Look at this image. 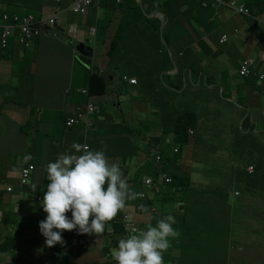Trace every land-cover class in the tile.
Masks as SVG:
<instances>
[{
	"label": "crops",
	"instance_id": "obj_1",
	"mask_svg": "<svg viewBox=\"0 0 264 264\" xmlns=\"http://www.w3.org/2000/svg\"><path fill=\"white\" fill-rule=\"evenodd\" d=\"M133 1L137 5L141 3L148 16L151 12L154 15L162 13L160 16L165 18L169 52L177 67L174 66V71L159 72L155 53L143 57L140 51L135 53L137 59L128 63L129 73L126 75L115 68L107 71L108 60L104 61L98 70L106 73L111 92L106 96L89 97L81 92L88 89V76L77 71V66L83 65L78 61L73 45H86L90 37L95 46L107 51L113 45V40L120 42L129 28L131 31L126 36L127 40H131L130 44L122 45H134L139 49L158 45L157 39L145 32L140 17L137 20L133 16ZM243 1L254 19L214 7L211 1L122 0L119 3L117 0H101L94 3L86 14H64L59 22L61 28L44 35L29 52L22 51L18 43L11 41L5 53L9 58H0V184L13 187V192L0 193V264H74L75 256L72 253L75 251L70 248L71 232L62 234L66 246L58 244L48 248L39 223L47 216L41 207L50 183L46 165L55 162L61 154H74V143L88 145L84 142V125L67 129L65 123L79 107L84 109L89 102L101 107V113L95 115L99 119L94 120L97 130L89 132V144L106 150L110 163L119 164L122 170L127 166L129 172L142 168L140 164L148 156V152L138 155L128 153L134 148V140L140 134L144 141L159 144L165 151L164 147L170 146L165 140L171 139L174 124L168 116L178 113L193 112L197 115L198 127L194 130L192 141L202 145L203 159L207 153L222 154L217 145L223 143L227 144V159L232 158L230 150L244 153L246 143L264 145V137H261L264 130L259 127H264V79H261L264 75V0ZM154 15L149 18L161 20ZM73 24L78 27L75 39L70 33ZM191 33H195V39H192ZM223 34L230 37L226 43L220 42ZM249 58L256 60L255 74L242 79L238 70L243 61ZM166 75L172 76L168 79L171 86L165 85ZM122 76L136 79L137 85L140 83V90L135 95L131 94L132 85L120 88ZM176 85L180 87L176 88ZM123 103L128 105L129 114L134 119L130 125L129 121L126 123L128 133L103 137L104 122L110 117L108 114L116 116L118 109L122 110ZM248 122L250 132L245 128ZM131 129L135 132H131ZM253 129L257 132L251 134ZM159 133L161 135L157 136ZM122 143L128 151L123 152ZM187 151L189 154L190 146ZM173 152L174 149L169 157H174ZM248 152L253 153L251 149ZM133 156L137 157V163L129 162ZM187 156L178 161L180 171L187 172L183 169L185 164H191L192 168ZM28 164L35 165L36 173L29 184L22 185L19 183V173ZM153 165L152 159L147 161V176H154V171L158 169V166L152 168ZM200 170H206L205 164ZM249 170L250 176L256 175V167L254 173ZM191 171L192 182L186 189L195 194L194 200H189V203L176 196L175 187L164 186L165 195H159L152 205L144 204L143 210L137 211L139 200L136 198L127 200L123 211L133 214L145 228L149 224L155 226L163 218L162 208L179 218L175 219L177 223L173 227L177 226L181 234L171 241L174 246L164 254L168 257L167 264H177V257L183 249L187 257L183 264H189L191 257L199 258L202 253H207L205 245L203 252L195 250L200 244L196 237L188 235L192 225L203 223L195 222L194 218L210 217L218 222L215 207L211 210L205 197L212 198L217 204L220 196L215 193L220 192L223 186L208 189L211 185L206 183L198 187L194 184ZM137 188L138 185L129 186L130 191L135 193ZM168 189L169 194L166 193ZM227 196L230 197V193ZM245 201L247 203L248 198ZM242 207L239 206L238 214L233 209L230 232L248 229V224L253 226L262 222L261 227L264 225V215L258 210H252L250 216L245 210L242 218ZM67 215L69 217V213ZM117 217L120 219L121 213ZM141 230L144 229L141 227ZM111 238V233L107 234L106 231L80 239L87 251L75 262L104 263L103 248L110 246ZM252 242L248 238L243 240V245L234 243L242 252ZM261 249H264L263 241L256 252L259 253ZM54 251V258L46 261Z\"/></svg>",
	"mask_w": 264,
	"mask_h": 264
},
{
	"label": "clouds",
	"instance_id": "obj_2",
	"mask_svg": "<svg viewBox=\"0 0 264 264\" xmlns=\"http://www.w3.org/2000/svg\"><path fill=\"white\" fill-rule=\"evenodd\" d=\"M75 1L76 0H30L28 1V6L24 8V10H26V14L21 16L18 14H5L8 16V20L5 22L3 18L2 21L4 23L0 24L2 26L11 27L10 29L12 33L17 32L19 34V40L9 37L7 45L9 46L11 41H15L19 44L22 51L29 52L44 35L61 28L59 26V22L61 21V18L64 14L71 12L81 15L86 14L88 9L94 3H98L101 0H94L93 3L87 7L85 13L75 12ZM194 1L198 3L211 1L214 7L225 8L229 11L237 13L232 8L219 5L218 0ZM239 1L246 6V3L243 0ZM31 2L35 3V7L41 8V12L38 13L36 11L37 8H31L29 6ZM117 2L120 3L122 0H117ZM141 9L143 10V6ZM161 14L162 13H160V15ZM237 14L254 19V15H252L250 10L248 14ZM153 15L154 14L152 12L149 14V16ZM160 15L157 17L161 18ZM23 27L27 28L32 33L29 47H26L25 44L21 43ZM164 29L163 32H161L162 42L163 40L165 41L163 38ZM0 30L4 32V28H1ZM76 31H78L77 25H71L70 33L73 39L76 38ZM91 32L94 33V29H92ZM229 40L230 37L227 34H223L220 37L221 43H226ZM163 44L167 47L169 52L167 42L165 41ZM78 45L76 44V47ZM85 47L90 48L87 45H85ZM90 49L92 50L93 56L91 58L82 57L81 60H79V55L75 48V52L77 53L76 57L84 68L92 65L90 61L92 62V59L94 58V50L93 48ZM109 49L110 47L106 51L107 54ZM254 61L255 64L253 66L252 73L248 77H241L239 74L242 79L249 78L255 74L254 70L257 63L256 60ZM242 64L240 65V68ZM86 70L88 74L89 72H93L87 68ZM99 73L101 72L99 71ZM125 77L134 79L128 76H123L122 80L128 84L131 83L125 81ZM261 79H264V75L261 76ZM137 83L138 81L131 85H136ZM81 92L88 95L89 97H92L88 89L81 90ZM89 105H92L95 108V110L91 113H89L88 110ZM99 113H101V107L96 106L92 102H89L84 109L79 107L75 115L67 119L65 125L67 129L84 125L86 130L84 134V142L88 145L74 143L72 145V148L75 150L74 154H61L58 156L55 162H49L46 165L47 180L50 181V183L47 185V190L45 191L41 207L47 216L45 220H42L39 223L40 232L45 237V244L48 248L55 247L58 244L61 246H66V242L63 240L62 234L67 231L71 232V242L75 245V242L73 241V231L77 229L79 230V238L78 241H76V244L80 239H84L85 237L87 238L89 235L95 234L97 236L98 234H103L106 231L107 234L111 233L112 237L114 238L117 235L113 233V224L121 222L124 227L125 234L122 236H117L122 239L119 240L117 247H113L110 250V255L117 262V264H165L164 254L171 247V241L173 239H177L181 234L178 229L173 227V225L177 223L174 216H164L157 221L155 226L149 224L146 230H140L138 227L139 230L134 229L132 232L130 228L132 224L125 219V216H128L134 225L136 219L134 218L133 214L123 212L126 208V201L134 200L136 198L139 200V203L142 202V204L138 203L136 210L142 211L144 207L141 208V205L144 206V204H147L146 201H153L157 193H159V190L156 191L155 187H158L159 189L161 185L167 183L165 177L169 176V174L163 171L160 172L162 170L161 166L164 163L161 146L156 143L144 141L139 134L141 142L138 146H134L131 153L138 155L141 153L142 146L152 147V149L149 150L150 152L148 151L147 153V158L142 164H140V166L142 169L145 168L147 161L152 159L154 161L152 168L158 166L157 171L160 173L158 177H155V170L154 176H146L145 178H141L138 175L139 178L136 180L135 176L137 174L134 171H130L126 176H123L120 165L117 163H110L105 150L89 144V132L94 129L97 130L94 120L99 119V116H95ZM80 115H82V117H80ZM93 116H95L94 119H92ZM189 133L193 135L194 130H189ZM165 142L166 144L171 145L169 138H167ZM176 149L178 152L180 146H176L174 148V155L177 153L175 151ZM158 153L161 156L160 161H157L156 159ZM30 166H33L34 170L32 171L28 181L26 183H22V171L23 169ZM249 167L251 168L249 171L254 173L255 166L251 165ZM35 171L36 167L34 164H28L23 167L19 173L20 183L22 185L29 184ZM148 179H151L153 184L147 183ZM1 184L3 186L0 188V193L13 192L12 186L7 185L6 183ZM132 184L136 186L138 185V191L136 193L130 191L129 189V186ZM8 188H11L12 191H8ZM140 195L144 196L141 197ZM236 195L240 196V193L237 192ZM144 211H147V209H144ZM154 211L155 209L153 212ZM68 213L69 217L67 215ZM120 213L121 217L118 219L117 216ZM113 238L110 239V244H113ZM107 259L108 257L104 253V262H106ZM73 261L74 264H77V262H75L76 257ZM88 263L94 264L91 261H87L84 264Z\"/></svg>",
	"mask_w": 264,
	"mask_h": 264
},
{
	"label": "rangeland",
	"instance_id": "obj_3",
	"mask_svg": "<svg viewBox=\"0 0 264 264\" xmlns=\"http://www.w3.org/2000/svg\"><path fill=\"white\" fill-rule=\"evenodd\" d=\"M100 14H104V12H100ZM70 15H76V13L71 12ZM250 19V18H248ZM99 24H103L102 21H98ZM253 22V21H251ZM0 23L3 24L4 22L0 20ZM191 30V29H190ZM192 34V39H195V33ZM13 38L15 40H19V34L17 32H0V38ZM87 40H89V43L87 42L86 45L90 48H93L94 50V58L92 59V65L86 67L87 69L91 71H98V67L103 64L104 61L108 60V54L106 53L105 48H99L95 46L94 41L92 38L88 37ZM79 61V60H78ZM77 61V63H78ZM80 62V61H79ZM77 71L80 70V72L86 76H88L87 70L84 67L77 66ZM85 76V80L86 77ZM84 80V81H85ZM255 101V100H254ZM1 106V105H0ZM127 104H122V110L117 111L116 116L110 115L108 120L104 122L105 129L102 132V136L105 138H108L110 136H115L117 134H124L128 133L127 125L126 123L129 121L130 123L134 120L132 119V115L129 114V111L127 109ZM122 111H124L122 113ZM10 120V119H8ZM250 122L245 123L246 130H250V126L248 125ZM110 125V127H109ZM261 130H264V127L262 125L259 126ZM240 128H242V122L240 123ZM109 131V132H108ZM132 132H135V130H132ZM256 129H253L251 134L256 133ZM161 134H157V136H160ZM261 137H264V132L261 133ZM134 137L132 136V139ZM172 138V137H171ZM250 138V136H249ZM152 139V137H150ZM170 139V138H169ZM251 139V138H250ZM221 141V140H220ZM254 144V145H253ZM137 145L139 143L137 142ZM175 144H171L170 146L164 147L165 155L169 157L172 154L173 149L175 148ZM221 148L222 154H213V153H207L204 156L202 154V145L200 143L193 144L190 147V152L187 156V159L192 162V168L191 164H185L183 166V169L187 172L192 170L193 175V181L194 184L198 187H202L206 183H209L211 186L210 188H216L217 186H223L221 187V191L218 193H215L220 196L217 204L216 201L211 199H207L205 197V200L208 201V205L211 210L215 207V217L220 220L221 222H224L227 216V213L234 209L237 210L239 206L242 207V213L241 217L244 218L246 210L248 212V215H251L252 210H258L260 213L264 215V181L259 180V182L263 184L253 183L252 179L248 172L249 166L253 165L257 169L256 176L263 175L264 176V145H258L255 144V142H249L246 143L244 146V153H235L230 152L231 159H227L229 157V153L226 152L227 144L223 143V145H217ZM152 147H141V152L144 154L147 153ZM252 150L253 153L248 152L249 150ZM150 152V151H149ZM224 157L225 159H221ZM129 162L137 163L138 159L137 157L133 156L129 159ZM205 164L206 170H200L201 167ZM127 166L123 167V170L125 171ZM196 168V170L193 171V169ZM137 175H139L141 178H145L148 174V172L145 170V168H138L135 170ZM36 173V172H35ZM250 176V183H247ZM237 177H239V181H237ZM19 183H20V178ZM192 182V181H191ZM3 185L0 184V187ZM205 189V190H208ZM228 189L230 192V197L227 196ZM227 191V192H226ZM236 192H239L242 194V197H239L236 195ZM228 197V198H226ZM247 197L248 201L245 203L243 200ZM144 206L141 205V208ZM261 223H258L256 225H249L248 228L250 229V232L252 233L251 239L254 241L251 245L245 246L244 251H239L237 247H233V239L232 237H226V233L223 231V228L227 227V224H223V228L220 227V223H217L215 219L207 218L206 223L204 224H197L192 225L190 227V232L188 235L197 237L198 242L200 243V246L195 249L199 250L200 252H203L205 250L204 244L206 242H209V244H212L211 253L219 254V251L222 253L226 252L227 255L223 256H217L212 258L210 261H214L216 264H228V262L231 260V256L237 257V260H234L233 262L230 261L229 264H243L245 261L246 264H249V262H253L254 264H264V249H261L260 252H256V249L259 248V245H261V242H264V225L261 227ZM222 224V223H221ZM135 226L139 227L141 230V227L145 230L144 225H140L139 222H135ZM230 234L228 233V236ZM119 237L115 236L113 238V244H110L109 248L113 247L116 239ZM106 240V237H105ZM254 247V248H252ZM221 253V254H222ZM54 253L52 256H48L47 260H51L54 258ZM214 254V255H217ZM231 254V256H230ZM220 255V254H219ZM195 258V256H194ZM194 258L191 257V260ZM164 261L167 263V260L164 259ZM205 262L202 264H211V262Z\"/></svg>",
	"mask_w": 264,
	"mask_h": 264
},
{
	"label": "trees",
	"instance_id": "obj_4",
	"mask_svg": "<svg viewBox=\"0 0 264 264\" xmlns=\"http://www.w3.org/2000/svg\"><path fill=\"white\" fill-rule=\"evenodd\" d=\"M133 3H134L133 16L137 20L140 17V21L142 22V25L145 29V32L148 33L151 37L156 38L158 41V45H157V47L149 46V47H144V48L141 47L140 49L134 45L133 46L122 45V43L130 44V41H131V40H127V36H126V33L128 31H131V29L130 28L127 29L125 31V34L123 35L122 39L120 40V42H117L115 39L113 40L114 43L108 51L107 71L110 70L109 68H115L118 72L122 73L123 75L128 74L129 73L127 70L128 66H129L128 63L134 62L137 59V56L135 54L137 51H140L141 56H143V57H148V56H150V54L155 53V55H156L155 56L156 57L155 62L159 64L157 66L159 72L173 71L174 66H175L174 60L171 58V55L169 54L167 47L162 42V35H161V31H160L161 20H159L157 18H149L147 16V14L141 9V7L136 4L135 1H133ZM26 6H28V1L25 2L24 0H0V20H3L5 14H7V13L10 15L18 14L20 16L26 14V10H24V8H26ZM29 6L31 8H37L36 11L38 13L41 12V8L35 7V3L31 2L29 4ZM19 10H21V11H19ZM0 32H2V30H0ZM163 38L165 39V41L168 44L166 27L164 29ZM132 39H134V37ZM0 40H1V38H0ZM73 46H74V48H76V45H73ZM8 48H9L8 45L3 46L0 43V58H7V57L9 58L8 55H5ZM90 63H92V62L90 61ZM122 77L120 78V83H121L120 88L121 89L122 88H128L129 85H131V84L124 82L122 80ZM171 77H172L171 75L165 76V85L171 86V84L168 81V79H170ZM137 84L132 85L133 92L131 94H133V95H135L140 90V83H139V85H137ZM175 87L179 88L180 86L176 85ZM88 91H89L90 95H92V96H106V95H108L111 92V90H110V84H109V80L107 79L106 73H99V71L89 72V74H88ZM153 106L156 109H158L156 107L155 103H153ZM168 118H169V120L174 122L173 130L171 132L172 133V138H171L172 140L170 139V142H171V144L173 142L176 146H180V149L174 155L173 158L167 157L164 154V151L161 149L162 153L164 154L163 156H165V158L163 157L164 163H163V166H161V168L163 169V172L167 171V174H169V176L171 178V182L165 183L159 187V193H157L155 200L157 198H159V195H165L163 193V190H164L163 187L166 186L168 188L175 187L173 189H175L176 196L178 198H180L181 201L189 203V200H194V194H195V193L189 191L188 189H186V187H189V185L191 184V176H190L191 173L180 171V169L178 168V161L180 162L185 155L186 156L188 155L187 148L189 146L191 147L194 144V142L192 141L193 135L189 133V130H191V129L196 130L197 129L198 118H197V115L193 112H186L184 114L178 113L177 115L168 116ZM132 140H134V138ZM137 142L138 143L141 142V139L139 137H138V139L134 140L133 145L138 146ZM122 145L124 146L123 152L128 151L125 144L122 143ZM105 152H107V151L105 150ZM131 152L132 151H130L128 153H131ZM121 171L123 173V176L124 175L126 176L129 173L128 170L124 171L121 169ZM158 175H159V172L156 170L155 177H158ZM138 178H139V176L136 175L135 180ZM251 179H252L253 183L263 184V183L259 182V180L264 181V176L263 175H258V176L253 175L251 177ZM247 183H249L251 185L250 176H249V180L247 181ZM166 193L169 194V189L166 190ZM228 193H230V192L228 191ZM226 198H228V197H226ZM245 199H247V197L244 198V201H245ZM166 201H167V199H166ZM146 202H147V204H150V205L153 204V201H146ZM161 212L163 213L161 215V217H164L167 215H172L171 211L164 210L163 208L161 209ZM173 216L176 220L179 219V218H177V216H175V215H173ZM232 216H233V209H231L227 213V216H226V219L224 222H221L220 220H218L217 223H220L219 225L222 228H223V224H227V227L223 228V231L226 233V237H229L228 236V233H229L230 236H232L233 243L239 242L240 244L243 245V244H245V243H243V240H247L248 238H251L252 233L250 232L249 228L248 229L241 228L239 231L230 232L229 228H230V226L233 225ZM207 218H210V217H206V218L204 217L203 219L196 217V218H194V221L195 222L196 221L197 222L203 221L202 224H204V223H206ZM197 224H199V223H197ZM197 224H194V225H197ZM113 225H114L113 233L115 235L122 236L123 234H125V230H124V227H123L121 222L120 223H114ZM146 228H147V226H146ZM175 228L178 229L177 226ZM120 239H122V238H118V240L115 241L113 247L118 246V242ZM196 239L198 240L199 238L196 237ZM235 243H234V247H237V245H235ZM71 244H73V243L71 242ZM76 245L78 246V251L73 252L72 255L75 256L77 258V260H80L83 256L82 253H85V251H87V250L83 248V247H85V245H82L80 240ZM204 245L208 248V251H206V252L207 253L210 252V253L209 254L202 253L199 258H197L195 256V259L191 260L189 262V264H202L205 262H209L214 257L223 256V255L228 254L226 252L222 253L221 251H219L220 255L215 253V252H214V254H217V255H214L213 253H211V248H210V247H212V244H209V242H206ZM173 246L174 245L171 243V247H173ZM113 247H111V248L108 247L106 249L105 248L103 249L104 253L108 257V259L106 262L100 263V264H117V262L110 255V250ZM185 251L186 250L183 249L182 254L177 257L179 259V262L177 264H183L184 262H186L187 257H186ZM230 256H231V254H230ZM164 259L168 260V257L164 255ZM234 260H237V257L231 256L230 261L233 262ZM230 261L228 262V264L230 263ZM210 262H211V264H216L213 260ZM94 264H98V263L95 262ZM165 264H167V263H165ZM186 264H188V263H186ZM243 264H246V263H243Z\"/></svg>",
	"mask_w": 264,
	"mask_h": 264
},
{
	"label": "built area",
	"instance_id": "obj_5",
	"mask_svg": "<svg viewBox=\"0 0 264 264\" xmlns=\"http://www.w3.org/2000/svg\"><path fill=\"white\" fill-rule=\"evenodd\" d=\"M94 0H76L75 1V12H80V13H85L86 9L88 6H90L93 3ZM99 1V0H97ZM218 4L219 5H224L227 6L229 8L234 9L237 13H242V14H248L249 13V9L242 3H240L239 0H218ZM8 20V16L5 15L4 16V21L6 22ZM4 28V32H11V27L8 26H2L0 24V29ZM23 34L21 35V43L25 44L26 47L30 46V39L32 37V33L30 30H28L27 28L23 27ZM226 39V38H225ZM224 40V39H223ZM7 41L8 39L3 37L1 40V44L3 46L7 45ZM255 64V61L253 59H246L244 61V63L242 64L240 70H239V74L241 77H248L251 73H252V69L253 66ZM125 81H128L131 84H135L137 81L136 79H130L125 77L124 78ZM89 113L93 112L95 110V108L92 105H89L88 107ZM80 117H82V115H80ZM192 133V132H191ZM177 152V149L175 150ZM157 161L161 160V156L158 153L157 157H156ZM34 170L33 166H30L28 168L23 169L22 171V183H26L28 181V179L31 176L32 171ZM166 182L169 183L171 182V178L169 176L165 177ZM147 183H151L153 184L151 179L147 180ZM1 188V187H0ZM155 190L158 191V187H155ZM8 191H12L11 188H8ZM141 197H143L144 195H140ZM71 215V213H70ZM125 219L128 220L129 222H131V231L133 232V230H139V228L137 226H135L132 221L129 219L128 216H125ZM79 230H74L73 231V241L75 242L76 245V241H78L79 238ZM88 264H92V263H88Z\"/></svg>",
	"mask_w": 264,
	"mask_h": 264
},
{
	"label": "water",
	"instance_id": "obj_6",
	"mask_svg": "<svg viewBox=\"0 0 264 264\" xmlns=\"http://www.w3.org/2000/svg\"><path fill=\"white\" fill-rule=\"evenodd\" d=\"M140 6L142 7V4H140ZM158 15H160V14H156L154 16H158ZM161 19H162L161 32H163V29H164V26H165V19H164L163 16H161ZM163 42L165 43L164 40H163ZM76 52L79 55V60H81L82 57L91 58L93 56L92 50L90 48H86L84 43H80L76 47Z\"/></svg>",
	"mask_w": 264,
	"mask_h": 264
},
{
	"label": "bare ground",
	"instance_id": "obj_7",
	"mask_svg": "<svg viewBox=\"0 0 264 264\" xmlns=\"http://www.w3.org/2000/svg\"><path fill=\"white\" fill-rule=\"evenodd\" d=\"M70 247L72 250H74L75 252L78 251V246L77 245H73L70 243Z\"/></svg>",
	"mask_w": 264,
	"mask_h": 264
}]
</instances>
